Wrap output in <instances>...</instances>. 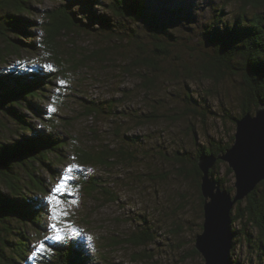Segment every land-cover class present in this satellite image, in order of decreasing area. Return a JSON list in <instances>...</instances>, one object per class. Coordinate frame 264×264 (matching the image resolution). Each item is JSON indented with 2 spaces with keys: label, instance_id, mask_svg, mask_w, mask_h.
<instances>
[{
  "label": "trees",
  "instance_id": "1",
  "mask_svg": "<svg viewBox=\"0 0 264 264\" xmlns=\"http://www.w3.org/2000/svg\"><path fill=\"white\" fill-rule=\"evenodd\" d=\"M45 1L0 0V264H96L100 257L90 254L84 237L76 231L62 235L61 240L48 237L50 231L47 219L51 215L48 197L53 193L51 186L57 185L61 179L59 166L74 159L81 165L110 168L114 162L126 161L127 157L137 162L140 161L139 156L144 155H132L125 148L113 150L110 146L100 151L76 146L77 141L73 136L60 131L53 118L46 115L48 109L43 103L50 99L54 80L64 76V69L69 68L60 56V37L75 32L110 37L117 42L129 39L130 44L141 43L137 46L144 48L145 52L147 50V53L132 60L153 73V78H149L146 73L142 76L145 90L153 88L155 79L160 75L180 73L178 67L181 64L165 71L161 62L172 59L169 61L172 63L174 47H189V41L179 44L178 36L160 23L155 13L150 16L149 7L142 0H51L53 7L39 9L38 5ZM100 6L103 7L102 11L97 9ZM230 6L232 13L226 15L225 9ZM185 7V0H182L179 10ZM38 15L40 19L35 18ZM144 23L152 32L154 40H151V46L139 39L140 34L135 29ZM203 27L202 36L208 39L212 51L196 58V72L215 83L224 79L226 74L241 76L240 113L230 116L236 123L237 118L246 113L254 114L259 105L264 103V0H223ZM36 30L44 33L40 41L35 40L38 38ZM196 49L191 46L189 50L195 52ZM42 51H51L61 65L57 64V69L28 67L27 64L22 65L25 67L7 65L11 57ZM181 67H184L190 78L195 76V71L188 64ZM210 92L213 93L212 90ZM204 102L206 104V98ZM93 103L96 105L87 107L88 116L97 114L101 108L97 107L99 103L96 101ZM187 104L189 107L186 110L173 117L174 122L186 116L203 117L212 112L210 106L205 107L191 96H187ZM118 112L112 107L108 109L109 114H117L121 120H134L136 126L130 129L159 120L155 112L134 114L125 109ZM38 120L42 124L40 127L36 123ZM127 138L139 153L144 139L138 136ZM234 140L235 135H232L227 142L210 139L209 145L197 143L195 156H190L186 148L183 152L179 149L176 151L175 159L182 165L180 174L185 172V167L190 163L197 175L202 218L204 198L201 193L199 158L201 155H222L233 145ZM74 146L76 148L72 150ZM222 165L226 167L227 177L222 176ZM211 173L221 180L225 188L234 192L235 175L226 161L218 158ZM97 178L104 179L103 175L96 174L90 180L81 178L78 181L85 184L84 188L88 192L102 191L104 199L115 200L112 191L96 189L97 186H103ZM82 193L85 195L87 192ZM58 194L64 198L70 197L65 193ZM143 219L141 234L135 233L130 241L146 246L155 238L147 218ZM232 224L235 232L230 255L232 264H244L235 258V251L244 241L251 250L248 263L264 264V180L245 199L236 203L232 211ZM200 229L203 231V224H200ZM42 243L44 250L40 251ZM193 251L199 254L196 248Z\"/></svg>",
  "mask_w": 264,
  "mask_h": 264
},
{
  "label": "rangeland",
  "instance_id": "2",
  "mask_svg": "<svg viewBox=\"0 0 264 264\" xmlns=\"http://www.w3.org/2000/svg\"><path fill=\"white\" fill-rule=\"evenodd\" d=\"M142 1L149 7L150 16L155 13L159 22L178 36L179 44L189 41V47H174L173 62L179 64L169 63L172 59L162 61V69L166 71L188 64L195 76L190 78L180 66V73L160 75L153 88L145 90L142 76L146 73L153 78V73L132 60L147 53L137 46L141 43L130 44L129 39L117 42L110 37L75 32L60 37V56L69 68L64 69V76L54 80L50 99L43 103L48 109L46 115L53 118L60 131L73 136L76 146L91 151H100L107 146L117 151L125 148L132 155L144 156H139L137 162L127 157L126 161L114 162L110 168L85 166L74 159L61 164V179L68 175L69 166L77 167L70 173L69 189L61 192L70 197L57 195L60 207L66 213L58 226L62 229L61 235L76 231L84 237L90 254L100 257L96 264H204L202 254L193 251L194 238L202 232L200 224L203 222L197 175L190 163L180 174L182 165L175 155L178 149L183 152L186 148L190 156H195L197 143L209 145L210 139L223 142L231 139L235 123L230 116L240 113L242 78L239 74H226L224 79L215 83L196 72V58L212 51L208 39L202 36L203 24L210 21L214 9L220 7L223 0H185L186 7L181 11L179 4L182 0ZM53 5L51 0H46L38 7L45 10ZM97 9L102 11L103 7ZM225 10L229 15L233 9L230 6ZM35 18L40 19V15ZM135 29L140 34L139 39L151 46L154 39L148 26L144 23ZM36 31L38 38L35 40L40 41L44 33ZM191 46L197 47L195 52L189 50ZM55 57L51 51L26 53L9 58L7 65L25 67L22 65L27 64L28 67L57 69L56 65L60 63ZM187 96L199 100L205 107L210 106L212 112L203 117L186 116L174 122L173 117L189 107ZM92 101L99 103L97 107L101 108L97 114L88 116L87 107L96 105ZM109 107L117 113L122 109L134 114L155 112L159 120L130 129L136 126L134 120L126 122L117 114H109ZM36 123L39 127L42 125L39 120ZM130 136L144 139L139 153L127 138ZM221 167L222 176L227 177L225 165ZM96 174L104 177L102 180L97 178L103 186L96 189L112 191L115 200L104 199L102 191L88 192L85 184L78 181L81 178L90 180ZM57 185L51 186V190ZM83 191L87 193L84 195ZM143 217L147 218L155 238L146 246L130 241L135 233L141 234ZM53 223L57 222L49 215L48 237L55 235L51 227ZM250 253L244 241L235 251V258L240 263L249 264Z\"/></svg>",
  "mask_w": 264,
  "mask_h": 264
},
{
  "label": "water",
  "instance_id": "3",
  "mask_svg": "<svg viewBox=\"0 0 264 264\" xmlns=\"http://www.w3.org/2000/svg\"><path fill=\"white\" fill-rule=\"evenodd\" d=\"M235 140L222 155H201V193L204 198L203 231L194 238V247L204 257V264H232L231 250L235 232L232 211L264 180V103L255 113L237 118ZM228 163L235 175L232 192L211 173L217 159Z\"/></svg>",
  "mask_w": 264,
  "mask_h": 264
},
{
  "label": "snow or ice",
  "instance_id": "4",
  "mask_svg": "<svg viewBox=\"0 0 264 264\" xmlns=\"http://www.w3.org/2000/svg\"><path fill=\"white\" fill-rule=\"evenodd\" d=\"M76 167H77L76 165L69 166V168L66 170L68 175H65L62 177L61 182L55 187V189L53 190V193L49 195L48 197V202H49V205L51 206V219L57 222L51 225L53 231L55 232V235L51 237V239H55V240L63 239L61 235L62 229L58 226V224L59 222H61L62 217L66 213H65V210L60 207L61 201L56 194L61 193V192H66L69 189L68 181L72 179V176L70 175V173H72L73 169ZM43 250H44V245L42 243L40 245V251H43Z\"/></svg>",
  "mask_w": 264,
  "mask_h": 264
},
{
  "label": "bare ground",
  "instance_id": "5",
  "mask_svg": "<svg viewBox=\"0 0 264 264\" xmlns=\"http://www.w3.org/2000/svg\"><path fill=\"white\" fill-rule=\"evenodd\" d=\"M168 2V1H167ZM165 6V5H164Z\"/></svg>",
  "mask_w": 264,
  "mask_h": 264
}]
</instances>
